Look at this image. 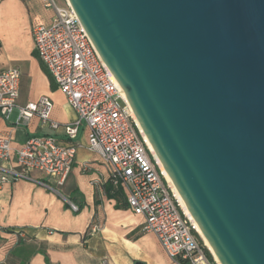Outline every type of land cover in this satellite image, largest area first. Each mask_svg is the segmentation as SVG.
Segmentation results:
<instances>
[{"label": "water", "instance_id": "1", "mask_svg": "<svg viewBox=\"0 0 264 264\" xmlns=\"http://www.w3.org/2000/svg\"><path fill=\"white\" fill-rule=\"evenodd\" d=\"M66 1L219 263L264 264V0Z\"/></svg>", "mask_w": 264, "mask_h": 264}, {"label": "built area", "instance_id": "2", "mask_svg": "<svg viewBox=\"0 0 264 264\" xmlns=\"http://www.w3.org/2000/svg\"><path fill=\"white\" fill-rule=\"evenodd\" d=\"M53 11L49 25L32 29L33 48L51 79L76 113L73 122L51 118L52 101L40 96L18 104L21 73L17 68L0 71V115L16 112L15 124L34 116L41 126L62 128L67 143L49 134L29 136L18 148L0 136V183L24 179L61 195V187L74 162L79 128L86 130L85 147L106 166L108 177L126 192L130 210L142 217V230L157 238L166 255L178 264H217L181 210L161 168L145 141L123 93L90 41L66 0H41ZM14 152V161L9 163ZM37 171L44 178H34ZM73 211L78 206L62 195ZM207 249V251H206Z\"/></svg>", "mask_w": 264, "mask_h": 264}, {"label": "crops", "instance_id": "3", "mask_svg": "<svg viewBox=\"0 0 264 264\" xmlns=\"http://www.w3.org/2000/svg\"><path fill=\"white\" fill-rule=\"evenodd\" d=\"M52 17L53 11L41 0H0V71L19 69L18 104L47 96L53 104L51 118L65 124L73 122L76 113L54 82L51 87V77L33 48L32 29L49 25ZM16 116L0 115V136L9 137L14 149L33 135L49 134L68 142L62 128L41 126L35 116L17 125ZM77 140L80 146L59 187L61 195L24 179L0 183V264H178L154 234L142 230L143 219L130 210L120 185L122 200L107 197V168L85 147L83 126ZM13 161L14 152L9 163ZM31 175L44 178L37 171ZM62 195L74 197L70 200L80 210H71Z\"/></svg>", "mask_w": 264, "mask_h": 264}, {"label": "bare ground", "instance_id": "4", "mask_svg": "<svg viewBox=\"0 0 264 264\" xmlns=\"http://www.w3.org/2000/svg\"><path fill=\"white\" fill-rule=\"evenodd\" d=\"M141 131H142V129H141ZM142 133H143V131H142ZM143 135H144L145 141H146V143H147V145H148V148L150 149V151H151V153L153 154V156L155 157V159H156V161H157L159 167L161 168V171H162V173H163V175H164V177H165V179H166V181H167L169 187L171 188V190H172V192H173V194H174L176 200L178 201V204H179L181 210L183 211V213L185 214V216L190 220V222L192 223V225H193L194 229L196 230V232H197V233L200 235V237L203 239L204 244L206 245V247L208 248V250L211 252V254H212V256H213L215 262H216L217 264H220L219 261H218V259H217V257H216V255L214 254L213 250L211 249V247H210V245L208 244L207 240L204 238V236H203L201 230L199 229L198 225L196 224V222L194 221L193 217L191 216L189 210L187 209L186 205L184 204V202H183L181 196L179 195L178 191L176 190V188H175L174 184L172 183L170 177L168 176L166 170L164 169L163 165L161 164L160 160L158 159V157H157L156 153L154 152L152 146L150 145V143H149L147 137L145 136L144 133H143Z\"/></svg>", "mask_w": 264, "mask_h": 264}, {"label": "trees", "instance_id": "5", "mask_svg": "<svg viewBox=\"0 0 264 264\" xmlns=\"http://www.w3.org/2000/svg\"><path fill=\"white\" fill-rule=\"evenodd\" d=\"M42 68L47 72V70L45 69V67L43 65H42ZM47 74H48V72H47ZM48 76H49V74H48ZM50 81H51V87L54 88L53 80L51 78H50ZM105 193H106L108 198H114L117 201H120L123 198V192L121 191L119 185L115 184L111 178H109L105 183ZM70 199L73 200L74 197H72ZM77 206H78V210H80V206L79 205H77ZM117 206L120 207L119 204ZM206 251H207V249H206ZM207 253H208V256L210 257V259H212L209 251H207Z\"/></svg>", "mask_w": 264, "mask_h": 264}, {"label": "rangeland", "instance_id": "6", "mask_svg": "<svg viewBox=\"0 0 264 264\" xmlns=\"http://www.w3.org/2000/svg\"><path fill=\"white\" fill-rule=\"evenodd\" d=\"M58 4H62L63 0H56ZM26 87V86H25ZM27 89V88H26ZM51 100V99H50ZM200 236V235H199ZM201 238V237H200ZM202 239V238H201ZM203 240V239H202Z\"/></svg>", "mask_w": 264, "mask_h": 264}]
</instances>
